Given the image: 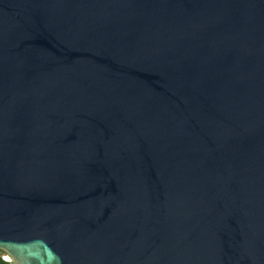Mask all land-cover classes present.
<instances>
[{"label":"water","instance_id":"95a60500","mask_svg":"<svg viewBox=\"0 0 264 264\" xmlns=\"http://www.w3.org/2000/svg\"><path fill=\"white\" fill-rule=\"evenodd\" d=\"M0 250L264 264V0H0Z\"/></svg>","mask_w":264,"mask_h":264},{"label":"trees","instance_id":"16d2710c","mask_svg":"<svg viewBox=\"0 0 264 264\" xmlns=\"http://www.w3.org/2000/svg\"><path fill=\"white\" fill-rule=\"evenodd\" d=\"M0 264H13L11 261H6L4 259H2L1 255H0Z\"/></svg>","mask_w":264,"mask_h":264},{"label":"built area","instance_id":"2783aa9c","mask_svg":"<svg viewBox=\"0 0 264 264\" xmlns=\"http://www.w3.org/2000/svg\"><path fill=\"white\" fill-rule=\"evenodd\" d=\"M1 257H2V259L6 260V261H11L10 256L8 254H6L5 256H1Z\"/></svg>","mask_w":264,"mask_h":264},{"label":"rangeland","instance_id":"374dc122","mask_svg":"<svg viewBox=\"0 0 264 264\" xmlns=\"http://www.w3.org/2000/svg\"><path fill=\"white\" fill-rule=\"evenodd\" d=\"M0 254H1V256H5L6 255V253L1 251V250H0Z\"/></svg>","mask_w":264,"mask_h":264}]
</instances>
